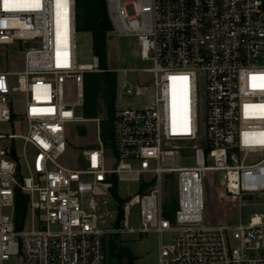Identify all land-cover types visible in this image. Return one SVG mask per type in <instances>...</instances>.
Wrapping results in <instances>:
<instances>
[{
  "label": "built area",
  "instance_id": "built-area-1",
  "mask_svg": "<svg viewBox=\"0 0 264 264\" xmlns=\"http://www.w3.org/2000/svg\"><path fill=\"white\" fill-rule=\"evenodd\" d=\"M107 8L113 31L137 38L151 65L123 70L122 94L137 102L117 108L112 143L102 119L90 118L98 146L71 167L61 163L66 125L78 121L86 73L103 71L96 56L77 62V0H0V46L24 51L21 71L0 69V264H108L120 235L147 233L170 234L158 264H264V212L247 214L264 201V0H107ZM140 70L151 79L133 85L126 75ZM187 156L193 164L181 165ZM208 183L232 207L223 221L209 214ZM123 184L135 191L122 195Z\"/></svg>",
  "mask_w": 264,
  "mask_h": 264
},
{
  "label": "rangeland",
  "instance_id": "rangeland-1",
  "mask_svg": "<svg viewBox=\"0 0 264 264\" xmlns=\"http://www.w3.org/2000/svg\"><path fill=\"white\" fill-rule=\"evenodd\" d=\"M77 62L78 64H93L94 63V52H93V36L92 33L86 30H78L77 33ZM24 63V51L17 49L14 45H1L0 46V69L7 70L10 72L17 73L23 69ZM149 62L141 60L139 56V46L138 40L132 36H119L117 32L113 30L108 34L107 42V66L110 70L118 72V87H117V98H116V109L124 108L129 103L135 104L137 100L135 98H129L122 94V83L125 78L123 73L124 69L129 68H145L150 66ZM17 75H13L10 78L11 84H16ZM126 78L133 85H144L145 81L151 79V75L140 70L138 72H129ZM150 84L149 82H147ZM16 104L14 109L19 112L25 110V97L21 94H15ZM84 101H85V90H84ZM101 106L103 110L98 114L102 120L107 117L105 103L101 100ZM76 116L78 121L74 123H69L66 125V152L61 158V163L71 166L80 167L84 164L83 150L87 148H94L98 146V123L95 120L86 119L83 113V106L81 109L77 110ZM3 129L7 133H22L25 130L21 129L20 126L15 125L9 126L4 125ZM19 145V141H16ZM181 146L191 147L196 143L180 142ZM114 158H111L108 162V166L112 167L114 165ZM181 165H192L193 157L187 156L179 160ZM222 177L219 172L215 173V184L220 186ZM134 186V185H133ZM135 190H129L127 184H123L120 187V193L122 195H128L133 193ZM226 199L223 196H216L213 203L221 206L223 208V214L230 216L232 213L231 205L226 204ZM109 209L113 213V217L117 212V204L112 201L109 204ZM218 214H221L220 207H214ZM254 212H264V201H254L247 208V214ZM129 225L133 228H138L141 224L140 220V207L138 205L134 206L128 217ZM105 228H111V224L108 223L104 225ZM25 229H30L29 221L26 222ZM171 239L170 234L164 233L162 237L155 233L147 234H122L119 236V243L116 245L119 249L131 254L133 260H129V257L120 259L117 256L110 255L108 264H158L159 256V242L163 240L164 242H169ZM111 244H114L112 241ZM114 247V245H113Z\"/></svg>",
  "mask_w": 264,
  "mask_h": 264
},
{
  "label": "trees",
  "instance_id": "trees-1",
  "mask_svg": "<svg viewBox=\"0 0 264 264\" xmlns=\"http://www.w3.org/2000/svg\"><path fill=\"white\" fill-rule=\"evenodd\" d=\"M77 28L86 30L93 36L94 56L99 59V66L102 72L86 73L84 81L85 101L83 103V113L86 118H96L103 110L101 100L105 103L107 117L102 120V137L106 142H113L115 139V118H116V98L118 87V73L110 70L107 66V42L108 34L113 30L107 8V0H77ZM216 196H222L216 191V187L208 183V211L213 221H223L227 214H223L221 206L213 203ZM17 213L23 216L27 209V196L20 191L17 192ZM229 205L226 203L225 205ZM221 212H216L214 207ZM222 209V210H221ZM112 255L120 259L133 256L117 246L112 247Z\"/></svg>",
  "mask_w": 264,
  "mask_h": 264
},
{
  "label": "water",
  "instance_id": "water-1",
  "mask_svg": "<svg viewBox=\"0 0 264 264\" xmlns=\"http://www.w3.org/2000/svg\"><path fill=\"white\" fill-rule=\"evenodd\" d=\"M13 157L14 158H17V155H16V151L15 150H13Z\"/></svg>",
  "mask_w": 264,
  "mask_h": 264
},
{
  "label": "snow or ice",
  "instance_id": "snow-or-ice-1",
  "mask_svg": "<svg viewBox=\"0 0 264 264\" xmlns=\"http://www.w3.org/2000/svg\"><path fill=\"white\" fill-rule=\"evenodd\" d=\"M5 2L7 3V0H5Z\"/></svg>",
  "mask_w": 264,
  "mask_h": 264
},
{
  "label": "crops",
  "instance_id": "crops-1",
  "mask_svg": "<svg viewBox=\"0 0 264 264\" xmlns=\"http://www.w3.org/2000/svg\"><path fill=\"white\" fill-rule=\"evenodd\" d=\"M114 71V70H113Z\"/></svg>",
  "mask_w": 264,
  "mask_h": 264
}]
</instances>
